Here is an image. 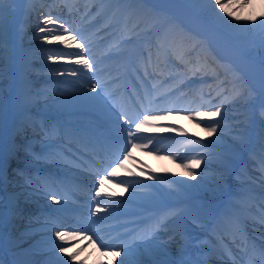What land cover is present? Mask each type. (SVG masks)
I'll use <instances>...</instances> for the list:
<instances>
[{"label": "bare ground", "instance_id": "obj_1", "mask_svg": "<svg viewBox=\"0 0 264 264\" xmlns=\"http://www.w3.org/2000/svg\"><path fill=\"white\" fill-rule=\"evenodd\" d=\"M40 1L44 2L43 0H3V4L0 5V169H5L7 166L9 168L17 167L14 164L9 165L10 157L14 153L20 154V151L17 150L19 146L22 149L23 145L33 142H24V140L31 137L34 131H30L29 134L18 133V131L22 132L27 128V130H31L30 124L26 129H19L18 127L21 125L23 127L28 122L25 117H28V112L35 105L53 109L60 113L86 107L88 103L89 107L91 105L103 107L102 99L91 91L88 94L79 93L72 98L49 101L45 97L36 98L26 91H24L26 96L18 92L23 89H30L31 84H33V81L26 80V74L31 69L30 64L35 60L34 50L47 41L41 39L43 34L33 33L31 35L27 31V27L35 25L34 18L30 16V22L27 26L20 22L21 18H25V16L30 15L32 10L38 8L37 5ZM117 1H119L118 6H121V3H126V0H115L114 5ZM133 1L134 6L142 7L141 10L145 11L143 16L145 18L141 19L140 22L147 21L149 23L153 20V23L156 19V24H159L163 19L162 15L168 16V11L171 10L181 14V19L176 15L179 30H182L187 40H195L196 44H201L202 50L199 52L200 57L198 58L201 65L198 67H202V71L209 73L210 79L207 84H213L214 89L211 90L216 92L215 97H218V102H222L228 94L233 95L232 92H236L237 88H242L246 92L242 96L239 93L234 97L238 99V104L229 108L220 107L221 112L212 121L204 118H197L196 120L185 118L180 122L182 135L191 136L194 133V138H198L204 143V147L198 148V151L202 153L200 158L205 163L194 169L195 177L188 176V170L184 167L176 166V159H169L170 161L153 159L150 162L148 159L139 156L136 158L137 162L133 160L131 167H129L130 173L143 177L142 185H150V190L147 193L136 194V200L142 199L138 202L153 203L156 200L164 202L172 201L173 197L175 199L181 197L184 199L183 202L195 205L198 210H209L205 207L210 203L214 211L219 210L225 202V194L230 190L236 191L232 196L234 197L235 195L240 196L243 191L250 189L249 186L252 184L250 170H255L251 161L252 158L248 157L252 145H260L259 150L264 152V127L259 125L250 114V111L253 112V109L259 108L264 102V59H261L264 57V22H262L264 21V0H224L225 6L233 13L230 18L226 17L223 11L215 8L214 2L210 3L209 0H146L147 5H149L147 7L139 0ZM55 3L61 6V0H57ZM8 8L9 10H6ZM221 17L225 18L222 19ZM236 17H239V20ZM177 20L190 24L198 36L182 28ZM2 21L3 24H1ZM197 30L200 31L201 35L197 33ZM61 34V31L53 34L55 36L51 42H55L54 49L57 45L69 49V46L65 45L70 42V39L66 43H61L65 40ZM190 41L187 42L190 43ZM25 43L29 44L30 47H23ZM208 43L217 50L218 54L227 59L225 66L222 67V61L217 60L216 55L212 54L209 49L206 50ZM183 59L186 60V57ZM190 68H193L191 64ZM235 79L237 80L235 81ZM252 95L257 96L253 99ZM201 119H204V122H199ZM212 123H216L217 129L212 135H209L207 129L211 127ZM171 136L176 142V135L172 133L161 135L158 141L153 140L149 149L160 142H167ZM146 143L148 144V141ZM13 160L16 159L13 158ZM253 160L257 161V159ZM237 166H241V168L240 173L235 176L233 171ZM135 168H137V172H134ZM153 179L157 180V183H161V186H174V194L171 191L169 193L158 190L153 184L156 183ZM215 179L220 181L219 184L213 183ZM184 182H187L188 185ZM235 182L236 184H234ZM16 183V179L0 177V187L4 192L2 203H8V205L3 204L6 206L5 210H0V222L3 224L5 234H9V231L18 227L19 220L11 212V210H17L14 205L32 203L30 199L33 196L29 192L18 190V188L14 189ZM215 185L220 186L215 187ZM224 187H227L226 192L219 193ZM239 192L241 193L238 194ZM147 194L151 195L149 199H147ZM192 195L194 198L193 201H190L189 198ZM153 196L155 197L152 198ZM234 199H231L230 204ZM190 213L191 211H188L186 215L190 217ZM186 215L182 217L181 223L191 224V226L194 225L201 229L202 224H199L195 218L190 217V222H186L184 220ZM172 227L174 229L171 228V231H175L177 228L176 224ZM179 227L183 229L181 226ZM177 231L174 232L175 234L166 248L156 249V252H160L155 253L157 257H162L168 251H174L173 248L180 247L182 232L178 228ZM17 241V237L10 240L4 239V242H0V248L11 247ZM59 256L40 257L26 261V264H43ZM16 261L19 263L18 260Z\"/></svg>", "mask_w": 264, "mask_h": 264}, {"label": "snow or ice", "instance_id": "obj_2", "mask_svg": "<svg viewBox=\"0 0 264 264\" xmlns=\"http://www.w3.org/2000/svg\"><path fill=\"white\" fill-rule=\"evenodd\" d=\"M210 3L214 2V7L220 9L221 11H223L225 13L226 17H232L233 13L231 11L228 10V8L225 6L224 0H209ZM3 4V0H0V5ZM222 19H224L225 17H221ZM237 20H239V17H236ZM248 19V18H245ZM252 20H255V18H252ZM230 22V21H227ZM264 22V21H262ZM44 24L45 27H41L39 29V31L43 34L41 36L42 40H48L55 32H57L58 30H63L64 33H67L65 40L61 41V43H66L69 39L72 41H76L77 42V46L80 48L81 53L85 52L87 49V45L86 44H81L79 43V41L77 40V36L73 35L72 32L64 27L63 24H59L58 27H55L58 24V21L55 17L51 16V15H46L44 17ZM48 25H53L54 27H48ZM58 38V37H57ZM49 59H54V57L49 56ZM77 64H81L84 67L88 68V69H93L94 65L92 62L89 61L88 58L84 57L83 55H81V58L76 60ZM75 74V73H73ZM99 88V84H92V91L96 92V90ZM262 107H264V102H262ZM152 111H165L163 109H152ZM168 111H175V109H170ZM182 111H185L188 113L189 118L196 120L197 118H204L208 121H212L214 118H216L218 116V114L221 112V108L216 107L214 110L212 111H207V112H197V111H192V110H188V109H183ZM264 114V113H262ZM160 117L157 116H149L146 114H137L135 117L129 116L126 112H121L119 113L118 117H117V124L119 126V128L121 129V139L125 140V142L123 143L122 148L120 149V151L123 152V156L124 159H127L130 155L131 152L130 150H125V149H129V148H137V147H142V145L137 144L135 141L137 139H139L140 137L138 136V133L136 130H139L142 128V126L148 124L150 121L156 120ZM204 119H201L199 122H204ZM120 121H123L124 123L121 124ZM134 124V129L132 130L130 128L131 125ZM125 127H129L130 130L127 133V137L125 138L123 136V129ZM217 129V125L216 123H212L211 127L208 130L209 135H212V133H214ZM182 131V130H181ZM195 134L193 133L191 136L185 134V151L186 153L191 151V152H195L196 155H202V153L197 152L196 150L198 148H202L204 147V143L198 139V138H194ZM148 140V145L153 144V140L151 138L145 137ZM148 145H143V147H147ZM119 158V154L117 155V159ZM181 159H183V157H180ZM201 164V159H196L193 158L187 162H184L182 164V167H184L185 169H187V175L191 176V177H195L196 172L194 171V169L198 168ZM123 162L120 161L119 163L116 164V167L109 169H104L105 172V176L100 177L98 183H99V187L96 188V193H95V197L94 200H96V203H99V200L96 199L98 197L101 196V193L103 191L104 188V182H105V178H115L118 176L117 173V168L122 167ZM97 175H99V172H97ZM130 187H133V185H129ZM50 199H52L53 201L57 200V194L56 193H52L50 195ZM91 211V215L93 217H97V212L99 211V209H90ZM53 226L56 227H64L63 225L54 223ZM79 227V225H78ZM82 233L80 232H72L69 233L67 231H57L55 233V237L57 240H59L62 244H67L70 242V237L72 238H79L81 237ZM88 240L91 241L92 237L89 236L87 237ZM55 247L59 248V252L60 253H65V247L61 246V245H54ZM135 252H138L140 254V256H145V255H149L150 253L145 251V250H141L139 248V244L138 242H133L130 245L127 246H116L115 250L111 251L110 253H107L108 255H110L113 259H115V257L121 256L122 252L126 253V254H133ZM68 260L75 262V264H83V261H76V256L74 253H66ZM65 264H68V261H65ZM108 264H112V261L110 260L108 262ZM119 264H124L123 261H120ZM131 264H144V261L142 259H136L133 260L131 262ZM159 264H166V262H159Z\"/></svg>", "mask_w": 264, "mask_h": 264}, {"label": "rangeland", "instance_id": "obj_3", "mask_svg": "<svg viewBox=\"0 0 264 264\" xmlns=\"http://www.w3.org/2000/svg\"><path fill=\"white\" fill-rule=\"evenodd\" d=\"M263 56H264V54H263ZM261 59L263 60V59H264V57H262Z\"/></svg>", "mask_w": 264, "mask_h": 264}]
</instances>
